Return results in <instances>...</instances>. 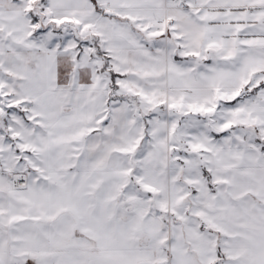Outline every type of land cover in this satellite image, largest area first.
<instances>
[{"label":"crops","instance_id":"obj_1","mask_svg":"<svg viewBox=\"0 0 264 264\" xmlns=\"http://www.w3.org/2000/svg\"><path fill=\"white\" fill-rule=\"evenodd\" d=\"M42 8L49 12L34 25L23 1L0 0V88L29 106L30 123L0 160V264H197L189 249L203 245L189 243L184 215L175 209L167 218L129 190L135 181L176 207L182 202L169 171L167 123H151L129 182L137 145L125 146L136 114L109 99L91 37L120 75L118 94L182 106L226 91L216 77L229 91L255 78L246 88L256 91L231 107L228 128L239 139L211 152L208 226L198 231L223 240L224 264H264V155L243 140L244 131L264 128V0H45ZM168 25L184 53L169 51ZM216 53L220 62L200 67ZM13 174L26 185L10 188ZM204 246L206 261L212 250Z\"/></svg>","mask_w":264,"mask_h":264},{"label":"rangeland","instance_id":"obj_2","mask_svg":"<svg viewBox=\"0 0 264 264\" xmlns=\"http://www.w3.org/2000/svg\"><path fill=\"white\" fill-rule=\"evenodd\" d=\"M20 1L25 3L27 10H34L37 16H42L44 13L45 17L49 12L48 8H44L43 12L42 7L45 5V3H42L43 0ZM45 21L46 19L42 22ZM33 23L35 24V21ZM174 31L175 30L168 25L167 36L169 51L171 53L177 52L178 54L184 53L180 47V34ZM202 57H205L203 52L200 54V58ZM205 59L208 60L206 62H201L200 67H207V65L210 66L211 63H218L220 59L223 58L219 57L216 53V57L208 54ZM211 81L227 87L226 91L223 92L221 90L222 93L220 92L215 95L212 101H195L194 103H188V105L185 104L182 106L167 102V104L164 103L163 108L160 107V103L155 99L140 96V112L134 105L129 104L131 105V110L135 111L136 119L130 121V129L126 137L125 146L126 150H130L133 149V144L139 145L135 161L138 163L145 143L149 139L148 134L151 123L157 119H161L163 122L167 123L171 148L169 171L173 179H175V177L177 178L179 182L178 193L183 199L182 202L179 203L180 205L176 207L174 201L168 203L167 198L163 199L159 195H153V197H150L152 198L150 200L152 203L149 206L153 210L160 209V211L163 212L162 215L167 218L168 214L172 213V211L173 215L176 214L175 209L180 211V215H184L182 224L189 230V233H187L189 243L200 242L203 245V248H201L199 252H196L192 245L193 250L191 247L189 249L190 254L192 251L195 253H193L195 257L193 254L192 255L193 260H195L197 264H224V259L226 258L224 253H227V251L223 250V240H221L219 236L198 231V229H200L199 227L208 226L205 201L213 184L211 178L209 181L204 171H202L201 163H203L205 170L210 174L212 150L217 146L233 143L239 139V134H237L239 130L234 127L228 128L229 124L234 123L232 115L233 110L231 107L235 103L233 102L230 105L227 101L233 99L240 91H238L239 89L229 91V86L227 85L229 82H226L222 76L211 79ZM254 81L255 78L249 75V83L243 85L246 87L247 85L251 86V83ZM230 82L239 84L234 78L231 79ZM10 91L11 90L6 87L0 88V160L1 157L4 158L6 155L8 157L10 155V150H15L17 148L16 146L21 145L19 143L21 141L20 135L17 131L30 127L29 121L25 119L26 113L29 112V106L26 104L21 105L19 101L9 94ZM118 101L126 102V100L120 99ZM130 115L131 113H129V116ZM165 117H167V120ZM32 121L31 118L30 122ZM225 129H227V131ZM243 135L245 143L250 146L258 147L264 155V128H256V130L249 129L244 131ZM137 147L138 146H136L135 149ZM8 148H10V150ZM137 176L138 170L135 171V178H137ZM146 189L154 193V190H151V188ZM129 190L136 195H141V192H139L134 185L130 187ZM142 196L148 201V195ZM215 243L218 244V252H216L217 249L214 250L213 245ZM205 244L207 246L209 245L212 250V256L206 261L204 259H206L209 254L207 248L204 246Z\"/></svg>","mask_w":264,"mask_h":264},{"label":"trees","instance_id":"obj_3","mask_svg":"<svg viewBox=\"0 0 264 264\" xmlns=\"http://www.w3.org/2000/svg\"><path fill=\"white\" fill-rule=\"evenodd\" d=\"M42 3L44 4L45 3V0H43ZM28 15H29V19H30V22L31 23H33L34 21H37V17L38 16L35 15L34 10H29ZM31 29H32L31 30V35L32 36H35L37 31L34 29V27L31 28ZM87 42H90V44H91V46L93 48L92 55L95 56V57L101 58L102 61H103L101 63V65H100V67L98 68V70L101 73L106 74L109 77V79H110V82H109V93H108L109 99L126 100L127 103H129L131 105H134V107L140 112L139 106L141 104V101H140V96L138 94H135V93L118 94L116 92L117 87H118L117 82H116V79L120 75L118 73L113 72V71H111V70L108 69L107 59L103 55V51L101 50V47H100L98 38H95V37L92 38L91 37V38H89V40ZM238 91H240V92H238V94L235 96V98L232 100V102H236L239 99H241L242 97L254 93L256 91V88H253V89H251L249 91V90H247L246 86H244V87H241ZM159 105H160V107H163L164 108V104H159ZM219 133H222V132H219ZM137 146L138 147L135 149V151L131 153L132 162H133V168H131L130 169V172H129V182H133L134 181L135 171L138 170V164L139 163H136L135 162L136 161L137 150L139 148V145H137ZM201 168H202V171H204L205 176L210 181L211 175L208 174V172L205 170L203 163H201ZM133 184H134V187H136L137 190H139V192H141V195H148L149 197H151V196L153 197V195L154 196L157 195V194H155V192L153 193L152 191H149V190L141 187L138 184V182H135L134 181ZM151 199L152 198H150V200ZM150 203H152V202L150 201Z\"/></svg>","mask_w":264,"mask_h":264},{"label":"built area","instance_id":"obj_4","mask_svg":"<svg viewBox=\"0 0 264 264\" xmlns=\"http://www.w3.org/2000/svg\"><path fill=\"white\" fill-rule=\"evenodd\" d=\"M177 2L178 0H171ZM8 184L10 188H21L26 185V177L23 174H13L8 178ZM9 264H25L18 262H10Z\"/></svg>","mask_w":264,"mask_h":264},{"label":"water","instance_id":"obj_5","mask_svg":"<svg viewBox=\"0 0 264 264\" xmlns=\"http://www.w3.org/2000/svg\"><path fill=\"white\" fill-rule=\"evenodd\" d=\"M103 14H105V15H111V14H112V12H111V11H109V10H104V11H103Z\"/></svg>","mask_w":264,"mask_h":264}]
</instances>
